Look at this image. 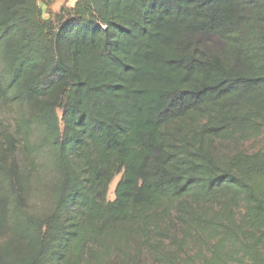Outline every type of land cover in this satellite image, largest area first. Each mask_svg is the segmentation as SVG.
Returning a JSON list of instances; mask_svg holds the SVG:
<instances>
[{
  "label": "trees",
  "instance_id": "16d2710c",
  "mask_svg": "<svg viewBox=\"0 0 264 264\" xmlns=\"http://www.w3.org/2000/svg\"><path fill=\"white\" fill-rule=\"evenodd\" d=\"M42 2L0 0V264H264V146L219 153L264 137V0Z\"/></svg>",
  "mask_w": 264,
  "mask_h": 264
},
{
  "label": "rangeland",
  "instance_id": "374dc122",
  "mask_svg": "<svg viewBox=\"0 0 264 264\" xmlns=\"http://www.w3.org/2000/svg\"><path fill=\"white\" fill-rule=\"evenodd\" d=\"M50 4H46L45 2H42V7H43V11H44V15L45 16H49L50 12H57L60 10V8L62 6H73L74 3L77 0H49ZM35 140H37L38 138L35 137ZM264 146V137H261L259 139H254V140H250L247 141L245 143L242 144H221L219 145V153H231L233 151H239V150H243L246 152H253L258 150L259 148ZM44 154H47L46 149H44ZM120 175L117 176L114 180V182L112 183L111 187H110V192H109V199L113 200L115 198V194H114V190L115 187L120 179ZM49 179V177H48ZM46 180V179H45ZM42 187H44L45 191L50 190L49 189V185H47V181H44L41 184ZM50 205V199H49V194L48 193H34V195L31 198L30 201V206L34 211L37 212H44L47 210V208Z\"/></svg>",
  "mask_w": 264,
  "mask_h": 264
}]
</instances>
